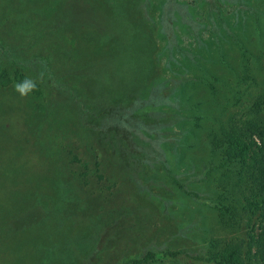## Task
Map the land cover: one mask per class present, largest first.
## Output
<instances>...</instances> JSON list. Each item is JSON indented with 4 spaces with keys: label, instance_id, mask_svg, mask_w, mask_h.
Instances as JSON below:
<instances>
[{
    "label": "rangeland",
    "instance_id": "1",
    "mask_svg": "<svg viewBox=\"0 0 264 264\" xmlns=\"http://www.w3.org/2000/svg\"><path fill=\"white\" fill-rule=\"evenodd\" d=\"M182 1L162 22L163 0L122 6L127 22L138 16L153 27L148 69L137 73L125 41L114 51L96 27L61 21L67 0H0V73L31 78L40 92L0 86V264H129L146 251L203 256L229 243L246 250L245 221L226 226L214 205L212 139L264 94V0H216L215 11ZM98 156L110 169L93 177L92 209L82 215L87 186L71 176L84 164L92 174ZM68 177L71 215L45 203L31 214L10 189L54 198V182L66 190Z\"/></svg>",
    "mask_w": 264,
    "mask_h": 264
},
{
    "label": "trees",
    "instance_id": "2",
    "mask_svg": "<svg viewBox=\"0 0 264 264\" xmlns=\"http://www.w3.org/2000/svg\"><path fill=\"white\" fill-rule=\"evenodd\" d=\"M128 1H130L129 5H132L134 0H67L62 7L66 10V15L61 21L67 20L73 26L96 27L98 35L114 51L120 52L122 48H119V44L125 41L127 46L123 52L126 55V63H134L137 73L144 72L148 69L144 55L152 48L149 35L153 27L147 24L148 26L144 28L138 22L140 19L138 16H133L130 22L126 21L127 16L122 12V6ZM204 1L209 4L212 11H215V8L218 9L216 0ZM138 2L140 4L141 0ZM182 4V0H163L161 10L156 16L160 22L165 21L169 17L167 14L170 8L179 7ZM213 18L217 26L215 16ZM129 40L130 44H128ZM105 62L106 60L102 63ZM91 70L96 71L94 68ZM111 70L115 72V69ZM24 78L22 75L11 76L8 72L2 71L0 86H9ZM31 93L39 94L38 87ZM261 108H264V94L257 96L250 107H247L244 118H238L236 114L228 118L226 125L221 126L224 139L217 141L212 139L213 150L220 154L218 163L220 169L213 181L220 191L219 198H222L220 201L216 198L214 205L222 214L221 221L226 226L236 227L240 225L242 219L245 221L242 223L246 225V250H242L239 244L229 243L219 252L208 249L203 256H190L178 252L168 257L165 254L157 257L153 252L146 251L129 264H152L166 259L175 264H241V254L249 264H264V118L260 115ZM101 159L100 156L97 157L94 170L88 175L90 177L87 176L89 169L87 164L82 165L83 169H87L86 172L75 174L78 178L71 176L79 186L83 184L87 186V197L81 199L86 202L80 208L82 215L89 214L92 209L88 201L94 198V190H92L94 188L91 184L94 181L93 177L100 181L110 169ZM211 169H214V166H211ZM59 179L58 181H65L63 177ZM72 180L68 177L69 186ZM81 180L83 184L80 183ZM6 188L10 186L7 185ZM65 188L66 190H63L57 181L52 186L54 196L65 201V204L64 202L55 203V197H46L37 191H31L30 188L21 189L11 186L10 189L18 190L20 195L23 194V200L31 214L35 212V206L45 203L44 205H50L49 207H53L61 214L71 215L77 198L69 195L68 190H71V186ZM30 204L32 205L29 206Z\"/></svg>",
    "mask_w": 264,
    "mask_h": 264
},
{
    "label": "clouds",
    "instance_id": "3",
    "mask_svg": "<svg viewBox=\"0 0 264 264\" xmlns=\"http://www.w3.org/2000/svg\"><path fill=\"white\" fill-rule=\"evenodd\" d=\"M36 87V82L28 77L14 85L15 91H17L22 97L27 96L29 93L34 91Z\"/></svg>",
    "mask_w": 264,
    "mask_h": 264
}]
</instances>
